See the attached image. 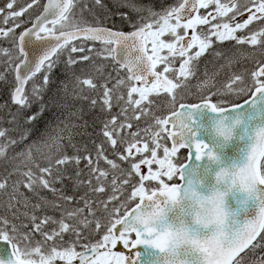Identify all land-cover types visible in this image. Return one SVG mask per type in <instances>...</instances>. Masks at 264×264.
Returning <instances> with one entry per match:
<instances>
[{
  "label": "snow or ice",
  "instance_id": "snow-or-ice-1",
  "mask_svg": "<svg viewBox=\"0 0 264 264\" xmlns=\"http://www.w3.org/2000/svg\"><path fill=\"white\" fill-rule=\"evenodd\" d=\"M0 42V264H264V0H4Z\"/></svg>",
  "mask_w": 264,
  "mask_h": 264
},
{
  "label": "trees",
  "instance_id": "trees-1",
  "mask_svg": "<svg viewBox=\"0 0 264 264\" xmlns=\"http://www.w3.org/2000/svg\"><path fill=\"white\" fill-rule=\"evenodd\" d=\"M23 2H24V0H20V3H23ZM173 2H174V0H157V7H159L160 4L173 3ZM3 3H4V0H0V6H2ZM87 18L89 20H91V17H87ZM0 43H2L3 46H9L7 42H0ZM62 59H63V57H62ZM62 67L63 66L61 65L60 68H62ZM56 75L63 78L62 72L60 71V69H57ZM85 92L88 95H94V93H91L87 89L85 90ZM7 98H8L7 91L5 90L3 85H0V103H3L5 100H7ZM80 104L83 105L85 111L88 110V103L86 101H81ZM78 106H79V104H78ZM12 111H15L14 106L12 108ZM0 115H1L0 116V127L7 128L11 135L18 138L19 134H20V129L16 128L14 125L9 123L10 117L8 116V110L7 109L0 110ZM106 115L107 114L101 113L99 111V106L97 107L96 110H94L93 112L88 114L85 117V119H87L89 122V127L87 128V134L86 135L80 134L83 132V129H80V128L73 129L72 130L73 131V143L77 144V146L80 147L81 149H83L85 146H87V148L90 151H94L93 141H95L96 143H99L100 141L103 140V137L101 135V129H102V122L106 118ZM7 119H9V120L7 121ZM49 119H51L50 113L45 115V117L41 121L36 123V125H35L36 131L33 132L32 138H35L37 135H39V132L43 130L44 121L49 120ZM21 123H23L22 120H21ZM68 151L71 152L72 149H68ZM70 187L71 186H69V188ZM44 195L51 198L49 193H44ZM49 214H51V213H49Z\"/></svg>",
  "mask_w": 264,
  "mask_h": 264
},
{
  "label": "rangeland",
  "instance_id": "rangeland-1",
  "mask_svg": "<svg viewBox=\"0 0 264 264\" xmlns=\"http://www.w3.org/2000/svg\"><path fill=\"white\" fill-rule=\"evenodd\" d=\"M22 2V1H21ZM221 78H223V73H221ZM116 111H118V109H113V114L116 112Z\"/></svg>",
  "mask_w": 264,
  "mask_h": 264
},
{
  "label": "bare ground",
  "instance_id": "bare-ground-1",
  "mask_svg": "<svg viewBox=\"0 0 264 264\" xmlns=\"http://www.w3.org/2000/svg\"><path fill=\"white\" fill-rule=\"evenodd\" d=\"M1 116V115H0ZM6 118V117H5ZM9 119H7V121H8ZM2 121V120H1ZM4 121V120H3Z\"/></svg>",
  "mask_w": 264,
  "mask_h": 264
}]
</instances>
